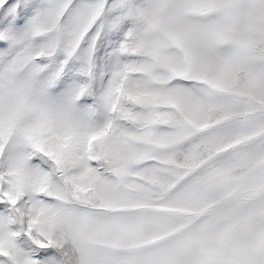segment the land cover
Masks as SVG:
<instances>
[{
  "label": "snow or ice",
  "instance_id": "1",
  "mask_svg": "<svg viewBox=\"0 0 264 264\" xmlns=\"http://www.w3.org/2000/svg\"><path fill=\"white\" fill-rule=\"evenodd\" d=\"M0 264H264V0H0Z\"/></svg>",
  "mask_w": 264,
  "mask_h": 264
}]
</instances>
